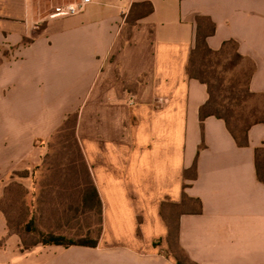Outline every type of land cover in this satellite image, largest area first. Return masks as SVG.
<instances>
[{"label": "crops", "instance_id": "0c3cea01", "mask_svg": "<svg viewBox=\"0 0 264 264\" xmlns=\"http://www.w3.org/2000/svg\"><path fill=\"white\" fill-rule=\"evenodd\" d=\"M55 6L0 0V196L18 171L28 186L41 143L75 117L97 244L25 249L0 206V264H177L179 248L195 264H264V122L240 146L223 119H200L208 87L187 71L201 32L233 47L264 98V0H92L54 19Z\"/></svg>", "mask_w": 264, "mask_h": 264}, {"label": "rangeland", "instance_id": "374dc122", "mask_svg": "<svg viewBox=\"0 0 264 264\" xmlns=\"http://www.w3.org/2000/svg\"><path fill=\"white\" fill-rule=\"evenodd\" d=\"M72 1L54 0V6ZM40 2L42 4V0ZM211 63V67L204 70L213 83L216 98L239 104L232 115L225 109L222 114L228 115L233 125L236 117L242 124L264 118V98L242 100L246 97L249 65L237 57L233 47L211 58ZM41 145L42 157L32 162L34 168L29 174L28 186L19 181L27 172L18 171L0 196V206L10 218V227L19 232L26 245L39 240L36 233L24 229L30 219L40 231L74 240L95 238L100 228V215L74 139L73 122Z\"/></svg>", "mask_w": 264, "mask_h": 264}, {"label": "trees", "instance_id": "16d2710c", "mask_svg": "<svg viewBox=\"0 0 264 264\" xmlns=\"http://www.w3.org/2000/svg\"><path fill=\"white\" fill-rule=\"evenodd\" d=\"M139 6L141 8V13H140L141 15H145L153 10V6L150 2H143L139 4ZM209 30L213 31L212 25H210ZM221 52L222 51H214L210 49L206 42V36L202 35L201 32H199L197 36L196 47L192 51L187 71L190 77L198 79L202 83H205L208 87L209 98L207 102L200 108V119L204 120L206 117L211 116V115L223 119L226 122L227 127L230 130L231 134L236 139L237 143L240 146H246L248 145V138H247L248 129L254 123L264 122V118L256 119L247 124H242L241 121L236 117L235 123L233 125L231 123L230 117L226 114H222L221 111L225 109L227 112H229L232 115V113H235L234 107L239 104L238 103L232 104L231 101L227 103V102L218 100L213 91V83L209 77L205 76V70H204L207 67H211V64H212L211 58H213L214 56H218ZM236 55L237 57L242 59V57L239 54L236 53ZM251 71L252 70L250 68L248 74L251 73ZM247 78L248 79H247V86H246V92H245L246 97L245 99H242V100L246 101L248 97L261 98L260 95L252 93L249 90V87H248L249 76ZM69 122H73V133H74L75 117L69 118L68 121H66L64 127L67 126ZM74 139L76 141L75 135H74ZM256 168H257L258 179L264 183V149H260V148L256 149ZM92 195L94 199L96 200L98 212L100 215L101 214V200L98 196L96 188L94 187L92 188ZM24 229L27 232H32L34 234L36 233L39 236V240H37L36 242L32 244H35V243H42L44 245L55 244V245H63L66 247L72 246V245L95 246L97 244L96 237L93 239L80 238V239L74 240V239H69L60 234H55L53 232L40 231L35 226V222L33 219H30L25 224ZM10 230H12L11 227H10ZM171 234H173V231L171 232ZM23 245L25 249L30 246L26 244H23ZM176 259H177V264H195L182 252L180 248L178 249V253H176Z\"/></svg>", "mask_w": 264, "mask_h": 264}, {"label": "built area", "instance_id": "2783aa9c", "mask_svg": "<svg viewBox=\"0 0 264 264\" xmlns=\"http://www.w3.org/2000/svg\"><path fill=\"white\" fill-rule=\"evenodd\" d=\"M92 0H76L54 7L53 11L49 14L50 18H64L76 15L83 11L85 6Z\"/></svg>", "mask_w": 264, "mask_h": 264}]
</instances>
